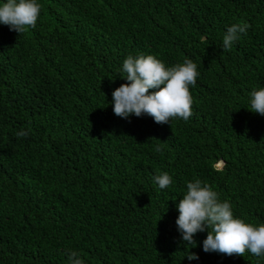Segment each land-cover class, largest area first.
Returning a JSON list of instances; mask_svg holds the SVG:
<instances>
[{"label":"trees","instance_id":"1","mask_svg":"<svg viewBox=\"0 0 264 264\" xmlns=\"http://www.w3.org/2000/svg\"><path fill=\"white\" fill-rule=\"evenodd\" d=\"M38 2L35 28L0 24V264H68L69 251L85 264H264L204 252L207 231L188 248L176 225L195 178L264 223V116L248 110L264 87V0ZM237 22L247 35L223 51ZM129 54L199 66L187 122L114 114Z\"/></svg>","mask_w":264,"mask_h":264},{"label":"clouds","instance_id":"2","mask_svg":"<svg viewBox=\"0 0 264 264\" xmlns=\"http://www.w3.org/2000/svg\"><path fill=\"white\" fill-rule=\"evenodd\" d=\"M41 11L42 5L38 0H7L0 3V24L22 34L36 27ZM249 28L247 22L229 26L223 35V51H230L242 35H247ZM198 67L187 57L183 63L166 66L154 55L129 54L123 61L121 76L128 83L121 84L112 92L114 114L123 119L132 115H148L158 124L170 125L172 118H182L187 122L193 115L194 102L189 86L196 85L200 74ZM248 110L264 116V87L251 91ZM16 135L26 137L28 132L21 130ZM163 142L157 144L156 152L163 151ZM223 164L220 161L215 167L219 170ZM154 181L160 189H165L172 185L173 178L168 172H159ZM186 187V194L177 204L179 216L176 225L182 240L190 246L188 248L197 246L194 239L197 233L207 231L203 240V251L206 253L245 256L250 252L264 259V223L256 225L234 216L230 201H221L219 193L199 178L187 182ZM186 256L190 261L199 258L190 251ZM67 261L68 264H85L76 251L67 253Z\"/></svg>","mask_w":264,"mask_h":264}]
</instances>
